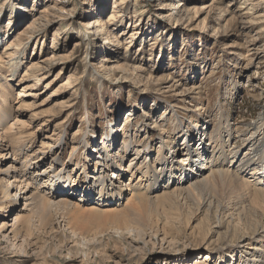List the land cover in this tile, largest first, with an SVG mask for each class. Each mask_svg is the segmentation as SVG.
I'll list each match as a JSON object with an SVG mask.
<instances>
[{
    "label": "rangeland",
    "instance_id": "rangeland-1",
    "mask_svg": "<svg viewBox=\"0 0 264 264\" xmlns=\"http://www.w3.org/2000/svg\"><path fill=\"white\" fill-rule=\"evenodd\" d=\"M115 1L0 0V104L12 109L0 130L22 120L19 150L0 137V264H264V207L251 189L238 195L218 180L216 193L190 192L220 164L264 186V152L250 149L264 141V0ZM24 160L61 175L58 192L73 184L80 211L53 214L50 227L37 217L13 225L32 206L5 190L18 174L6 168ZM85 170L98 189L82 183ZM103 175L119 199L100 202ZM139 184L149 206L138 210L157 234L118 235L111 219Z\"/></svg>",
    "mask_w": 264,
    "mask_h": 264
},
{
    "label": "bare ground",
    "instance_id": "bare-ground-1",
    "mask_svg": "<svg viewBox=\"0 0 264 264\" xmlns=\"http://www.w3.org/2000/svg\"><path fill=\"white\" fill-rule=\"evenodd\" d=\"M118 1L120 2V0H118ZM118 1H115V5H117V6L120 5ZM122 1H124V0H122ZM109 19L110 20H114L115 19V13H111ZM39 21H40V19H35L34 21H32V23H30L26 27L24 32L26 31V33L29 34L30 31H35V29L37 28L36 26H38V24L40 23ZM89 23L91 24L92 21L89 22ZM99 23H100V21L96 23V26H100L101 25V28H103V29H105V27H107L105 24L102 25V23L101 24H99ZM89 27H94V26L90 25ZM99 28L100 27H97L98 30H99ZM102 31H104V30H102ZM10 45L16 47L17 49H19V38H15L14 40H11V44ZM30 68H32V69L34 68L35 70L36 69L37 70L43 69L42 66L39 65L38 63L37 64H32V66H30ZM34 76H35L34 79H36V83H39L40 78L37 75H35V74H34ZM27 87H28V85H27ZM27 87H23L22 90L28 89L30 86L28 88ZM31 87H33V86H31ZM20 95H22V92H20ZM11 110L12 109L10 108L9 105H6L5 103L4 104H0V122H4L7 119V117H9L11 115ZM19 120H20V118H19ZM18 122H22V120L15 121L11 125V127H9L5 131H1L0 130V137H1L2 140L5 139V136L9 137V139H10V141H7V143L4 142V144L6 143L4 145V147H7V150H9V151L13 150L15 152L16 150H19L21 148V147H18V145L17 146L13 145L14 142L16 143L18 141V140H16L18 138L15 136V133L12 131V129H14V126L16 124H18ZM13 139H14V141H13ZM112 139H113V137H112ZM263 147H264V141H261V144H258L257 146H253V147L251 146L250 149L256 151L259 154L260 153L262 154V152H264L263 151ZM259 149H260V152H259ZM122 150L124 152H126V150H128L127 141L124 142ZM246 154H248V152ZM105 155H106V157H110V154L108 156L107 152H106ZM202 155H201V157H202L201 159L205 161V158H207V157H204V154H202ZM117 157L124 161V155L117 153ZM263 157H264V155H263ZM111 158L113 159L114 157L111 155ZM163 158H164V155L161 156V157H159V155H158L156 160L159 163H162V159ZM247 163H248V161H247ZM114 165H115V168L118 169V171L123 169L122 164L119 163L118 161L116 163H113L111 166H114ZM132 165L133 164H132V161H131L128 169L131 168V173H132L131 175H134L135 172L132 170ZM144 165L145 164H143V163L140 164L138 166V168H137V171L138 170L142 171V176L147 179L149 170L151 171L150 164H147L145 166ZM222 165L223 164H220V167L216 170V172L213 171V174H211L210 176L204 177L201 180H199V182L197 183L198 185L197 184L196 185H192L191 186L192 189H190V192L191 191L194 192L195 190H197V191H201L202 190V191H207V192L208 191H211V192L213 191L214 193H216V191L213 190L214 187H213L212 184H215L216 181L220 180V182H222V184L225 187V189L229 188L231 190V192H234V193H236L238 195L239 194L242 195L241 192L244 191V188L245 189L249 188V190L251 189V191H249V193H252V195L254 194L255 195V199L261 200V203H263V207H264V186L263 187H257L256 184H255L256 186L255 185H251L248 181L243 180V179L240 178V173L239 172L231 171L229 168L228 169H224L222 167ZM12 168L17 169L18 170L17 171L18 174L16 173L13 176V178H10L8 180L9 183H8V185L6 187H4L5 190H7V192L8 191L12 192V189L10 187H13L14 190H15L13 195L18 196L19 193H23V195L25 196V199L26 200L29 199L31 201V202L30 201L29 202L31 204L33 203V205L30 204V206H32V207L28 210L30 212L29 217L27 219H24V220L21 219V217L20 218L16 217L15 219H13L14 220V224L13 225L18 224L19 222H27V223L30 224V226H34L35 225V218L37 217L38 218L37 222H38V225L40 227H43V228L46 227V226L50 227L51 225H53L52 224L53 214L59 215V217L63 218V217H66V216L69 217L70 215H72L76 211H78V212L80 211V208H78L77 203L74 202L72 200L73 197H71V195L74 194V191H75L73 184L71 185L69 182L68 183L65 182L63 185H66L67 188L62 189L64 191L58 192L56 190L57 186L62 184V182H63V181H60L61 175H55L54 174L53 175L54 177H53L52 176L53 172H52V173L49 174V176H47V178H48L47 179V178H45L46 176H44L45 172H47V169H45L44 171H41V172L39 170L33 171L32 166H30V164L25 165V160L21 163V165H17L16 163H12V165L8 166V168H6V169L9 170V169H12ZM125 169L126 168H124L123 171H125ZM259 170H260V168L254 167L252 173H254V175H258V173L260 172ZM164 171H166V169L163 166V172ZM171 173H172V175L176 174L174 172H171ZM7 174H9V171L7 172ZM124 174H125L124 172L123 173L119 172V173L116 174V176H117V178L118 177L120 178V176H123ZM89 177H90V175H88V172L85 170L84 171V176L81 179L82 183L84 185H86L87 188H90V189L96 188V189H98V187L92 186V183L89 184V182H83L84 180L88 179ZM91 177H92V175H91ZM104 178H105V176L103 175V177H101V179H98V184L100 185L99 193L101 191L105 192V195L103 197H99L100 202H101V199L109 200L108 196L114 198L116 193H120V192L116 191V189L114 187V185H116V184H114V182H111L109 179L105 181ZM38 179L39 180L42 179L41 185L49 183L50 187L47 188V189H44V190H42V188L44 186H42V187L38 186V187L32 188L30 180L38 181ZM92 179L93 178H91V181H92ZM256 181H257L256 183H259V182H263L264 183V179H262V177H256ZM53 183H55L54 186H56V187H52ZM108 184H110V187H108ZM124 184L125 185H130L129 182L128 183H124ZM68 185H69V187H68ZM141 186H142V184H139V188L135 187L137 192L134 195H132V198L125 205L124 209L122 211H120L119 213L114 214L115 216L113 215L114 217H116V220H114L113 218H112L113 220L111 219L113 224H111L112 226L110 228H111V230H114V232L117 233L118 235H122L124 233L130 234V235L136 233L138 235H141V234H146L148 232V230L153 231V234H155V235L157 234V232L155 230V226L150 224L149 221L147 220V218H145L140 213V211H142L143 208H145V206L149 203V197L146 195L145 189H143V190L141 189ZM76 187L80 188L81 186L77 184ZM44 188H46V187H44ZM118 188H119V186H118ZM68 189H70V190L68 192H66ZM140 189H141V191H140ZM59 190H61V188ZM29 192H30V195H29ZM64 192H65V194H63ZM199 194H200V192H199ZM89 195H92V196L94 195L95 196L96 195V191H94V192L90 191V193H87L86 197H84V200L91 199L92 197H89ZM119 196L121 197V195L116 194V197L118 199L120 198ZM236 197H237V195H236ZM167 198H170V196H167ZM119 201L120 200H117L116 204H119ZM147 206H149V205H147ZM139 207L142 208V210L139 209L140 210L139 211L138 210ZM25 209H27V208H25ZM94 212L95 211H93V213ZM111 221L109 223H112ZM52 229H53V227H52ZM84 240L86 241V239H84Z\"/></svg>",
    "mask_w": 264,
    "mask_h": 264
}]
</instances>
